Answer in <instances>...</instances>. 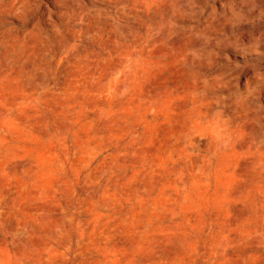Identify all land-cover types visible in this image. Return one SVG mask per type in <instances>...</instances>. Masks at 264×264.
<instances>
[{
  "label": "rangeland",
  "instance_id": "1",
  "mask_svg": "<svg viewBox=\"0 0 264 264\" xmlns=\"http://www.w3.org/2000/svg\"><path fill=\"white\" fill-rule=\"evenodd\" d=\"M0 264H264V0H0Z\"/></svg>",
  "mask_w": 264,
  "mask_h": 264
},
{
  "label": "bare ground",
  "instance_id": "2",
  "mask_svg": "<svg viewBox=\"0 0 264 264\" xmlns=\"http://www.w3.org/2000/svg\"><path fill=\"white\" fill-rule=\"evenodd\" d=\"M88 5V4H87ZM95 7V6H94ZM113 15V14H112Z\"/></svg>",
  "mask_w": 264,
  "mask_h": 264
}]
</instances>
